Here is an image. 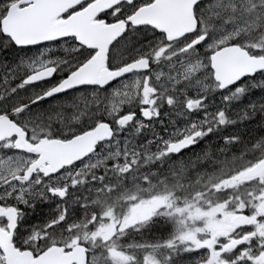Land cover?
I'll return each mask as SVG.
<instances>
[{"label": "snow or ice", "instance_id": "obj_1", "mask_svg": "<svg viewBox=\"0 0 264 264\" xmlns=\"http://www.w3.org/2000/svg\"><path fill=\"white\" fill-rule=\"evenodd\" d=\"M0 264H264V0H0Z\"/></svg>", "mask_w": 264, "mask_h": 264}]
</instances>
